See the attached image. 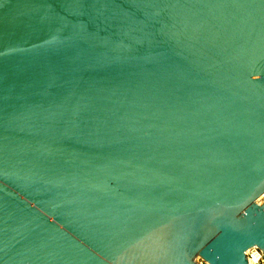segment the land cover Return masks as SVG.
<instances>
[{
	"label": "water",
	"instance_id": "1",
	"mask_svg": "<svg viewBox=\"0 0 264 264\" xmlns=\"http://www.w3.org/2000/svg\"><path fill=\"white\" fill-rule=\"evenodd\" d=\"M263 195L264 0H0V264H247Z\"/></svg>",
	"mask_w": 264,
	"mask_h": 264
},
{
	"label": "built area",
	"instance_id": "2",
	"mask_svg": "<svg viewBox=\"0 0 264 264\" xmlns=\"http://www.w3.org/2000/svg\"><path fill=\"white\" fill-rule=\"evenodd\" d=\"M247 264H264V251L257 246L246 251Z\"/></svg>",
	"mask_w": 264,
	"mask_h": 264
},
{
	"label": "rangeland",
	"instance_id": "3",
	"mask_svg": "<svg viewBox=\"0 0 264 264\" xmlns=\"http://www.w3.org/2000/svg\"><path fill=\"white\" fill-rule=\"evenodd\" d=\"M264 201V196L262 198L259 199V202H263ZM199 261L201 262L202 260L199 259ZM203 264H206L205 262H202Z\"/></svg>",
	"mask_w": 264,
	"mask_h": 264
},
{
	"label": "bare ground",
	"instance_id": "4",
	"mask_svg": "<svg viewBox=\"0 0 264 264\" xmlns=\"http://www.w3.org/2000/svg\"><path fill=\"white\" fill-rule=\"evenodd\" d=\"M263 196H264V195H263ZM263 196H262V197H263ZM262 197H261V198H262Z\"/></svg>",
	"mask_w": 264,
	"mask_h": 264
}]
</instances>
